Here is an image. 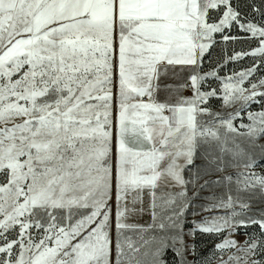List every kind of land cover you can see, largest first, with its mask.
Instances as JSON below:
<instances>
[{"label":"snow or ice","instance_id":"6c2138e0","mask_svg":"<svg viewBox=\"0 0 264 264\" xmlns=\"http://www.w3.org/2000/svg\"><path fill=\"white\" fill-rule=\"evenodd\" d=\"M0 264H264V0H0Z\"/></svg>","mask_w":264,"mask_h":264},{"label":"rangeland","instance_id":"374dc122","mask_svg":"<svg viewBox=\"0 0 264 264\" xmlns=\"http://www.w3.org/2000/svg\"><path fill=\"white\" fill-rule=\"evenodd\" d=\"M221 47L222 46H217L215 51L213 52V63L215 62L216 57H218L221 54ZM243 63V62H242ZM205 70L208 69L209 65L205 63ZM233 67H236L237 69L240 67V64L234 65ZM243 239V237H241ZM212 241L209 240L208 238H204L202 242L199 245V248L201 251H207L211 248Z\"/></svg>","mask_w":264,"mask_h":264},{"label":"crops","instance_id":"0c3cea01","mask_svg":"<svg viewBox=\"0 0 264 264\" xmlns=\"http://www.w3.org/2000/svg\"><path fill=\"white\" fill-rule=\"evenodd\" d=\"M186 95H190V93H186ZM148 220H149V217L145 215L140 222L143 223V222H147Z\"/></svg>","mask_w":264,"mask_h":264}]
</instances>
